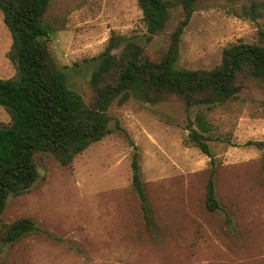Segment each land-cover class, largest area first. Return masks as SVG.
<instances>
[{
	"label": "rangeland",
	"instance_id": "obj_1",
	"mask_svg": "<svg viewBox=\"0 0 264 264\" xmlns=\"http://www.w3.org/2000/svg\"><path fill=\"white\" fill-rule=\"evenodd\" d=\"M262 1L200 0L183 32L177 65L211 69L232 43L264 44ZM182 17V9L172 7L165 30L148 39L139 0H51L44 23L68 85L92 104V74L113 33L158 60ZM12 41L0 10L2 78L17 73L9 57ZM240 82L238 97L212 108L188 110L175 95L155 103L116 100L109 110L111 133L72 163L38 153V179L27 192L10 196L1 215L0 264H264V82L246 76ZM198 110L212 127L214 163L187 140ZM11 120L0 105V125ZM132 143L150 219L132 183ZM213 168L216 210L206 205ZM20 218L34 219L44 231L5 243L1 234Z\"/></svg>",
	"mask_w": 264,
	"mask_h": 264
},
{
	"label": "trees",
	"instance_id": "obj_2",
	"mask_svg": "<svg viewBox=\"0 0 264 264\" xmlns=\"http://www.w3.org/2000/svg\"><path fill=\"white\" fill-rule=\"evenodd\" d=\"M200 0H139L143 10L148 39L165 30L170 9L180 7L183 17L171 33L163 56L152 59L145 47L127 37L113 33L100 63L94 70L91 85L92 104L71 88L64 71L50 49V28L44 16L51 0H0L4 22L12 35L9 52L17 73L0 77V105L10 113L9 124L0 125V218L10 196L27 192L39 177L35 157L44 152L60 164L69 165L92 143L111 133L112 104L130 98L158 102L175 95L190 110L196 105L224 103L238 97L242 90L241 76L264 82V44L239 41L226 46L222 61L211 69H186L177 65L180 41ZM260 7L264 12V0ZM255 10V7L253 6ZM253 10V11H254ZM188 139L212 158L211 124L198 110L190 120ZM133 144L132 183L146 217L152 216L149 195L143 180L138 146ZM212 169L207 184L206 205L216 210ZM44 229L32 218H20L3 231L5 243L40 233Z\"/></svg>",
	"mask_w": 264,
	"mask_h": 264
}]
</instances>
